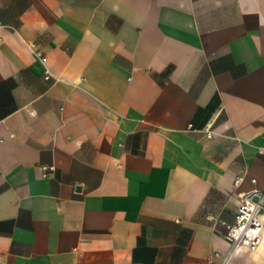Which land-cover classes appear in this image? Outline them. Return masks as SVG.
Wrapping results in <instances>:
<instances>
[{
	"label": "crops",
	"instance_id": "crops-1",
	"mask_svg": "<svg viewBox=\"0 0 264 264\" xmlns=\"http://www.w3.org/2000/svg\"><path fill=\"white\" fill-rule=\"evenodd\" d=\"M251 178L264 0H0V264H210Z\"/></svg>",
	"mask_w": 264,
	"mask_h": 264
},
{
	"label": "built area",
	"instance_id": "built-area-1",
	"mask_svg": "<svg viewBox=\"0 0 264 264\" xmlns=\"http://www.w3.org/2000/svg\"><path fill=\"white\" fill-rule=\"evenodd\" d=\"M34 52L42 61L46 60L40 50L35 48ZM44 76L45 78L50 77V72L47 68L44 70ZM206 134L209 136L210 131H207ZM43 168L45 170L53 169L54 166H44ZM242 179V175H237L234 178V183L239 184ZM251 183L253 186L243 192L238 198L233 222H222L225 227L224 237L228 242L227 249L223 253L209 256L210 264H228L232 256L241 249L255 251L260 247L264 228V186L257 187L255 178H251ZM214 257H217L216 261H214Z\"/></svg>",
	"mask_w": 264,
	"mask_h": 264
}]
</instances>
